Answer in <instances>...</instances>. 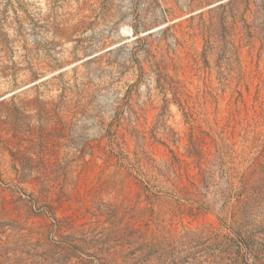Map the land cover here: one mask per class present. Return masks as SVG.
<instances>
[{
    "label": "rangeland",
    "instance_id": "374dc122",
    "mask_svg": "<svg viewBox=\"0 0 264 264\" xmlns=\"http://www.w3.org/2000/svg\"><path fill=\"white\" fill-rule=\"evenodd\" d=\"M0 264H264V0H0Z\"/></svg>",
    "mask_w": 264,
    "mask_h": 264
}]
</instances>
